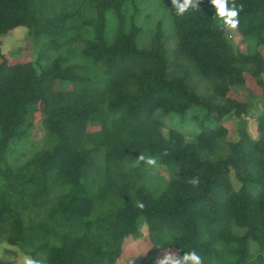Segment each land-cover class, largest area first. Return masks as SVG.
Wrapping results in <instances>:
<instances>
[{
  "label": "trees",
  "instance_id": "1",
  "mask_svg": "<svg viewBox=\"0 0 264 264\" xmlns=\"http://www.w3.org/2000/svg\"><path fill=\"white\" fill-rule=\"evenodd\" d=\"M161 1L169 28L162 19L145 28L140 0H0V36L25 26L41 41L25 61L0 49V242L43 264H116L143 217L152 245L138 264L167 250L264 264V54L241 50L249 36L264 45V0H234L237 48L210 0L183 16ZM250 82L262 93L254 134L245 115L260 96ZM197 108L235 115L236 133L202 124L194 140L164 134L159 111L183 119ZM38 113L46 145L11 162ZM140 154L178 169L159 194Z\"/></svg>",
  "mask_w": 264,
  "mask_h": 264
},
{
  "label": "rangeland",
  "instance_id": "2",
  "mask_svg": "<svg viewBox=\"0 0 264 264\" xmlns=\"http://www.w3.org/2000/svg\"><path fill=\"white\" fill-rule=\"evenodd\" d=\"M141 2H143L141 4L143 10L139 16V21L145 28H150L157 20L161 19L163 20L165 26L169 28L171 14L169 9L162 3L161 0H148L146 3L145 0H140V3ZM114 27L115 22L112 21L109 28V35L113 32ZM226 34L237 48L238 42L240 41L239 35L237 36V33L232 29L231 31L227 29ZM40 42L41 41L32 38V35L27 27L19 26L7 34L0 36V49L3 53L10 55L13 60L25 61L36 57L38 48L40 47ZM255 49L260 50L264 54V45L257 43L256 36H249L242 44L241 50L243 53H252ZM55 56L56 53L52 54V57ZM248 88L260 96L258 99H255L254 104H252L249 112L245 115L248 122V128L254 134L256 119L262 111V93L255 82L248 83ZM242 91L246 92V89H243ZM157 115L164 123V134L167 135L171 128H176L185 134L187 140H194L202 124L211 127L227 125L232 129L234 134L236 133V126L238 124V118L235 115L227 116L223 119L214 117L209 118L200 108L190 111L183 119L178 115L167 116L160 111ZM196 115L198 116L195 117ZM40 117L41 113L36 115V119H33L31 115L27 117L26 122L21 127L23 133L19 139L16 140L13 150L10 153L9 159L11 162H24L38 149L46 145V131L41 123ZM89 129H99V125H90ZM148 157H154L157 164L154 167H149L146 164L144 165L143 180L152 192L159 194L165 188L170 179L178 176V169L175 167H168L161 163L160 155H151ZM140 219L141 224L138 235L126 237L124 240L123 252L119 256L116 264H138L140 255L145 254L151 247L152 242L147 231L146 221L143 217ZM0 245L7 246L4 251L5 254L10 257L9 264H20L25 256H29L18 246L10 245L7 242H0Z\"/></svg>",
  "mask_w": 264,
  "mask_h": 264
},
{
  "label": "clouds",
  "instance_id": "3",
  "mask_svg": "<svg viewBox=\"0 0 264 264\" xmlns=\"http://www.w3.org/2000/svg\"><path fill=\"white\" fill-rule=\"evenodd\" d=\"M210 4L215 8V18L217 24L222 29H236L239 24L237 19L240 9L232 0L231 7L229 6L230 0H210ZM171 5L175 8L178 16H183L189 9H199L200 0H171ZM144 162L149 167H154L157 161L154 157H146L140 154L136 163ZM189 183L197 185L199 183L198 178H192ZM138 207L143 208V204H138ZM6 245H0V264H9L10 257L5 254L4 249ZM20 264H43L39 259H35L31 256H25ZM156 264H203L202 258L197 254L195 250L184 252L183 255L179 254V250L172 251L167 250L162 256L156 260Z\"/></svg>",
  "mask_w": 264,
  "mask_h": 264
}]
</instances>
